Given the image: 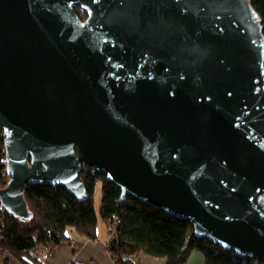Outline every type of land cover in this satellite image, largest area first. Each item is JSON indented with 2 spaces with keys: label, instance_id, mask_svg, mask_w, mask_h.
<instances>
[{
  "label": "water",
  "instance_id": "95a60500",
  "mask_svg": "<svg viewBox=\"0 0 264 264\" xmlns=\"http://www.w3.org/2000/svg\"><path fill=\"white\" fill-rule=\"evenodd\" d=\"M85 13L80 20L76 9ZM7 186L84 168L264 264V37L250 0H0Z\"/></svg>",
  "mask_w": 264,
  "mask_h": 264
},
{
  "label": "trees",
  "instance_id": "16d2710c",
  "mask_svg": "<svg viewBox=\"0 0 264 264\" xmlns=\"http://www.w3.org/2000/svg\"><path fill=\"white\" fill-rule=\"evenodd\" d=\"M250 1L264 37V0ZM75 9L78 18L83 20L84 11ZM5 158L4 137L0 131V189L10 180ZM80 177L87 195L84 202L58 185L45 183L25 187L24 200L32 214L25 222L5 211L0 202V264H11L12 260L18 264H43L40 260L43 250L52 252L59 244L69 242L67 229L70 227L79 237L95 240L99 219L106 229L119 222L114 241L109 245L115 264H136L133 258L139 254L163 258L165 264H187L193 252L200 253L205 264H263L224 251L206 239H198L188 222L167 216L158 207L130 196L122 200L120 190L106 180L103 172L84 168ZM98 184L102 186L99 214L94 197Z\"/></svg>",
  "mask_w": 264,
  "mask_h": 264
},
{
  "label": "crops",
  "instance_id": "0c3cea01",
  "mask_svg": "<svg viewBox=\"0 0 264 264\" xmlns=\"http://www.w3.org/2000/svg\"><path fill=\"white\" fill-rule=\"evenodd\" d=\"M99 202V210H100ZM102 222V221H101ZM97 236L95 240L89 241L79 237L75 232L70 231L67 235L69 242L59 244L43 264H115L108 251V245L111 242L105 224L100 228L97 226ZM136 264H165L163 258L155 259L145 254H139L133 258ZM17 264V263H16ZM187 264H205V260L200 253L193 252L189 257Z\"/></svg>",
  "mask_w": 264,
  "mask_h": 264
},
{
  "label": "built area",
  "instance_id": "2783aa9c",
  "mask_svg": "<svg viewBox=\"0 0 264 264\" xmlns=\"http://www.w3.org/2000/svg\"><path fill=\"white\" fill-rule=\"evenodd\" d=\"M119 224V222H114V224L113 225H110L107 229H108V233H109V238H110V240H111V242H113L114 241V232H115V227L117 226ZM110 242V243H111ZM110 243H109V245H110ZM109 245H108V251H109ZM50 251L49 250H47V249H44L43 250V252L41 253V257H40V260L41 261H46V260H48L49 259V257H50ZM11 264H14L12 261H11Z\"/></svg>",
  "mask_w": 264,
  "mask_h": 264
},
{
  "label": "rangeland",
  "instance_id": "374dc122",
  "mask_svg": "<svg viewBox=\"0 0 264 264\" xmlns=\"http://www.w3.org/2000/svg\"><path fill=\"white\" fill-rule=\"evenodd\" d=\"M101 187H102V186H101L100 184H98V186H97V188H96V191H95V195H94V197H95V208H96V212H97V214H99V207H98V205H99L100 200L102 199V196H101ZM100 226H102V222H101V220L99 219V221H98V227L100 228ZM70 231L74 232L73 229H72L71 227L67 229L68 234L70 233ZM10 260H12V259H10ZM12 262H13L14 264L17 263V262L14 261V260H12ZM17 264H18V263H17Z\"/></svg>",
  "mask_w": 264,
  "mask_h": 264
}]
</instances>
